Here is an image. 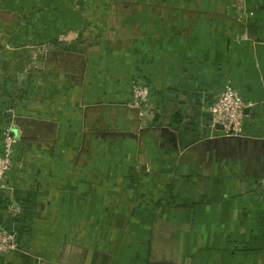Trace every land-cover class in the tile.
<instances>
[{
    "label": "crops",
    "instance_id": "1",
    "mask_svg": "<svg viewBox=\"0 0 264 264\" xmlns=\"http://www.w3.org/2000/svg\"><path fill=\"white\" fill-rule=\"evenodd\" d=\"M3 128L0 264H264V0H0Z\"/></svg>",
    "mask_w": 264,
    "mask_h": 264
},
{
    "label": "built area",
    "instance_id": "2",
    "mask_svg": "<svg viewBox=\"0 0 264 264\" xmlns=\"http://www.w3.org/2000/svg\"><path fill=\"white\" fill-rule=\"evenodd\" d=\"M129 104L135 108L142 107L148 98V86L138 77L130 82ZM18 97L23 92L18 90ZM251 104L245 100L234 86L223 84L218 90L212 102L207 105L212 123L218 126L224 135H239L243 133V112ZM0 189L6 188V178L11 170L17 138L9 128L0 130ZM260 189L264 192V180L260 183ZM17 247V234L13 229L0 226V253L13 251Z\"/></svg>",
    "mask_w": 264,
    "mask_h": 264
},
{
    "label": "water",
    "instance_id": "3",
    "mask_svg": "<svg viewBox=\"0 0 264 264\" xmlns=\"http://www.w3.org/2000/svg\"><path fill=\"white\" fill-rule=\"evenodd\" d=\"M12 134H13V132H12Z\"/></svg>",
    "mask_w": 264,
    "mask_h": 264
},
{
    "label": "rangeland",
    "instance_id": "4",
    "mask_svg": "<svg viewBox=\"0 0 264 264\" xmlns=\"http://www.w3.org/2000/svg\"><path fill=\"white\" fill-rule=\"evenodd\" d=\"M131 106V105H130Z\"/></svg>",
    "mask_w": 264,
    "mask_h": 264
}]
</instances>
